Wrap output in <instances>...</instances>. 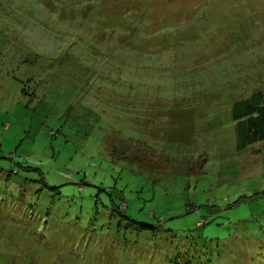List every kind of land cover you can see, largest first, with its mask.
Wrapping results in <instances>:
<instances>
[{"label":"rangeland","instance_id":"1","mask_svg":"<svg viewBox=\"0 0 264 264\" xmlns=\"http://www.w3.org/2000/svg\"><path fill=\"white\" fill-rule=\"evenodd\" d=\"M258 89L264 0H0V156L105 210L63 207L75 264H160L149 235L117 239L128 217L190 264H264V142L239 150L232 119Z\"/></svg>","mask_w":264,"mask_h":264},{"label":"trees","instance_id":"2","mask_svg":"<svg viewBox=\"0 0 264 264\" xmlns=\"http://www.w3.org/2000/svg\"><path fill=\"white\" fill-rule=\"evenodd\" d=\"M232 119L239 150L264 142V89L255 90L249 96L236 100L232 105ZM13 159V155H9L7 159L0 156V160L11 162L8 167L0 163V264H63V261L75 264V246L82 244L85 237L79 240L68 227V221L74 214L65 213L63 207L81 209V216L77 217L90 220L102 217L105 210L92 206V201H96L92 195L80 196L87 202L84 206L77 205L73 197L61 194L58 185L49 187L39 167L28 162H15ZM76 184L79 192L85 193V182L82 180ZM86 192L93 193L92 190ZM105 192L110 193L109 189H105ZM110 201L111 205H108L107 200L103 204L106 209L111 210L109 218L123 215V210L127 207H123L125 202L115 206L112 196ZM127 219L131 224L117 226L114 220L110 221L114 234L131 227L132 231L125 233L134 234V238L138 240L149 235L150 242L153 239L157 241L155 252L158 253L160 264H190L188 245L183 244L182 251L180 248L176 250L174 246L178 238L174 231L162 228L158 232L155 225L138 222L130 217ZM116 237L118 239L117 234ZM21 244L23 248L14 250ZM150 256L151 254L147 255L148 259H151Z\"/></svg>","mask_w":264,"mask_h":264}]
</instances>
